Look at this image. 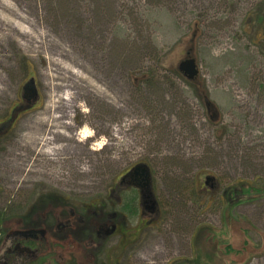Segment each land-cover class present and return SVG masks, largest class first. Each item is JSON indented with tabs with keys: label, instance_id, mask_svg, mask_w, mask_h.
<instances>
[{
	"label": "rangeland",
	"instance_id": "rangeland-1",
	"mask_svg": "<svg viewBox=\"0 0 264 264\" xmlns=\"http://www.w3.org/2000/svg\"><path fill=\"white\" fill-rule=\"evenodd\" d=\"M262 34L264 0H0L3 228L43 197L82 213L144 163L156 208L118 264H264Z\"/></svg>",
	"mask_w": 264,
	"mask_h": 264
},
{
	"label": "flooded vegetation",
	"instance_id": "flooded-vegetation-1",
	"mask_svg": "<svg viewBox=\"0 0 264 264\" xmlns=\"http://www.w3.org/2000/svg\"><path fill=\"white\" fill-rule=\"evenodd\" d=\"M207 177H211L208 183ZM207 177L204 184L210 186L208 192L215 191L218 188L215 185L217 178L213 175ZM150 181L147 185L143 171L132 167L110 188L106 198H95L90 205L84 206L82 213L65 209V199L64 203H56L51 201L53 197L48 200L43 197L38 200L40 202L35 201L32 212L27 213L25 218H20L14 226L3 228V215H0V252L3 253L0 262L111 264L108 255L105 260L103 257L105 252H114L118 264L122 253L128 252L136 239L137 230L128 224V220L138 212L139 221L146 224L149 221L143 216L151 214L156 208L151 186L152 176ZM135 190L139 194L138 207ZM224 192L223 197L234 191L227 188ZM41 202L42 207H45L42 214H39ZM157 217L159 215L156 214L155 218ZM112 240H115V245H109ZM119 253L121 256L117 255Z\"/></svg>",
	"mask_w": 264,
	"mask_h": 264
},
{
	"label": "water",
	"instance_id": "water-1",
	"mask_svg": "<svg viewBox=\"0 0 264 264\" xmlns=\"http://www.w3.org/2000/svg\"><path fill=\"white\" fill-rule=\"evenodd\" d=\"M179 70L184 74V76L189 80H195L199 75V68L196 58L189 56L179 64ZM141 169L146 177V184L148 185L151 181V171L146 164H138L134 167V170ZM211 177H207V183Z\"/></svg>",
	"mask_w": 264,
	"mask_h": 264
},
{
	"label": "bare ground",
	"instance_id": "bare-ground-1",
	"mask_svg": "<svg viewBox=\"0 0 264 264\" xmlns=\"http://www.w3.org/2000/svg\"><path fill=\"white\" fill-rule=\"evenodd\" d=\"M59 116L57 115V116H52V121H53V124L54 125H56V127H57V129L55 130V133H61V134H66L65 132L63 133V131L62 130H59L58 129V125L60 124V123H58L57 122V118H58ZM53 137H46L45 139H44V141L46 142L45 144H52V142H53ZM54 144V143H53ZM58 149V146H56V145H54V146H49V148L46 150V152H49L50 154H52L55 150H57Z\"/></svg>",
	"mask_w": 264,
	"mask_h": 264
},
{
	"label": "trees",
	"instance_id": "trees-1",
	"mask_svg": "<svg viewBox=\"0 0 264 264\" xmlns=\"http://www.w3.org/2000/svg\"><path fill=\"white\" fill-rule=\"evenodd\" d=\"M186 82L189 83V81H186ZM139 85H145L144 88H147L149 90V92L151 91V93L155 95L156 91H155V88L153 86L154 82L151 81V79L147 80V82H146V80H141ZM137 88L140 89V88H143V86H138ZM204 186H205V184H204ZM173 193H174V197H176L175 196L176 192H173ZM204 203H208V202L205 201Z\"/></svg>",
	"mask_w": 264,
	"mask_h": 264
}]
</instances>
